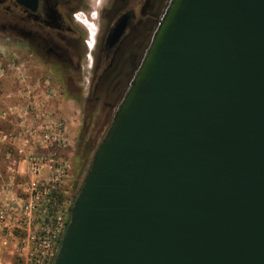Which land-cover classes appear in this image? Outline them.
<instances>
[{"label":"water","instance_id":"obj_1","mask_svg":"<svg viewBox=\"0 0 264 264\" xmlns=\"http://www.w3.org/2000/svg\"><path fill=\"white\" fill-rule=\"evenodd\" d=\"M53 264H264V0H171Z\"/></svg>","mask_w":264,"mask_h":264},{"label":"flooded vegetation","instance_id":"obj_2","mask_svg":"<svg viewBox=\"0 0 264 264\" xmlns=\"http://www.w3.org/2000/svg\"><path fill=\"white\" fill-rule=\"evenodd\" d=\"M170 2L0 0V39L11 57L50 69L49 78L79 107V139H101ZM87 24L94 28L90 50Z\"/></svg>","mask_w":264,"mask_h":264},{"label":"rangeland","instance_id":"obj_3","mask_svg":"<svg viewBox=\"0 0 264 264\" xmlns=\"http://www.w3.org/2000/svg\"><path fill=\"white\" fill-rule=\"evenodd\" d=\"M49 74L50 69L34 61L27 63L22 58L11 57L10 47L0 39V199H7L8 203H14L13 199L23 200L19 209L26 213L20 229L9 226L13 236L8 237L6 248L0 247V264H37L36 255L42 241L49 236L55 211L61 214L64 227L102 140L77 137L79 107L59 90ZM51 120L66 124V147L61 150L60 171L43 167L32 174L25 157L32 152L34 155L51 152L52 147L39 140L37 122ZM29 134L33 138L26 140ZM41 145L47 148L41 150ZM5 232L1 235L6 236Z\"/></svg>","mask_w":264,"mask_h":264},{"label":"built area","instance_id":"obj_4","mask_svg":"<svg viewBox=\"0 0 264 264\" xmlns=\"http://www.w3.org/2000/svg\"><path fill=\"white\" fill-rule=\"evenodd\" d=\"M88 39L86 41L87 48L90 50L93 46V35L90 33V29ZM92 42V45H89ZM88 63H90L89 57H87ZM38 126L36 130L38 132V138L41 139L44 143L52 145L50 147L51 152L44 151L42 153L34 155V153H30L25 157L24 162L26 161L28 164V169L32 174H36L43 167L47 168L53 172H59L61 167V150L66 147L65 145V137L67 135L66 132V124L59 120H51L47 122H37ZM65 124V125H64ZM35 137V136H34ZM33 138L32 134L26 135V140H30ZM40 140V141H41ZM25 144H29L28 141H25ZM41 150H45L47 148L44 145L40 146ZM22 152V151H19ZM33 154V155H31ZM12 200V199H11ZM14 203H8L7 199H0V247L6 248L9 244L8 237L13 236L9 226H15L20 229L22 221L26 216V213L21 211V205L19 202L23 201L21 199H16L20 201H15ZM30 200V199H29ZM33 200V199H31ZM36 200V199H35ZM25 214V215H24ZM53 226L50 228V233L47 238L42 241V245H40L39 254L36 255L38 260H36L37 264H53L54 258L58 251L60 241L64 234V231L67 226V221L64 223V227L62 224V216L60 213L57 214L55 211L53 217ZM69 220V214H68ZM18 223L17 225L15 222ZM7 228V229H6ZM5 232L6 236L1 235V232ZM37 251V249H36Z\"/></svg>","mask_w":264,"mask_h":264},{"label":"bare ground","instance_id":"obj_5","mask_svg":"<svg viewBox=\"0 0 264 264\" xmlns=\"http://www.w3.org/2000/svg\"><path fill=\"white\" fill-rule=\"evenodd\" d=\"M87 27H89V29H90V33L93 35V32H94V28H93V26L87 24ZM89 45H92V42H90Z\"/></svg>","mask_w":264,"mask_h":264},{"label":"trees","instance_id":"obj_6","mask_svg":"<svg viewBox=\"0 0 264 264\" xmlns=\"http://www.w3.org/2000/svg\"><path fill=\"white\" fill-rule=\"evenodd\" d=\"M70 209H71V208H70ZM70 209H69V212H70ZM67 223H68V220H67ZM67 223H66V224H67Z\"/></svg>","mask_w":264,"mask_h":264}]
</instances>
